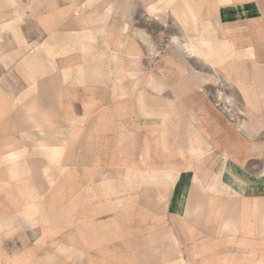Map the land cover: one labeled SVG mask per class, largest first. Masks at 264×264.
Here are the masks:
<instances>
[{
	"label": "crops",
	"instance_id": "crops-1",
	"mask_svg": "<svg viewBox=\"0 0 264 264\" xmlns=\"http://www.w3.org/2000/svg\"><path fill=\"white\" fill-rule=\"evenodd\" d=\"M34 2L0 0V264H264V0Z\"/></svg>",
	"mask_w": 264,
	"mask_h": 264
},
{
	"label": "rangeland",
	"instance_id": "rangeland-1",
	"mask_svg": "<svg viewBox=\"0 0 264 264\" xmlns=\"http://www.w3.org/2000/svg\"><path fill=\"white\" fill-rule=\"evenodd\" d=\"M34 1L35 2H38V0H34ZM35 7H37V5H34V8ZM152 19H153L152 22L155 19H156V21L161 22V27H162V28L159 27V26L158 27H155L156 30H159L157 32L158 34L155 35V39L157 40L158 45H160V47L157 48V51H156V53L154 55H159V54H162L165 50H170L171 46H173V45L176 48V42L175 41L178 38H176V37L174 38V36H175L174 31L175 30H173L174 28H173V26H171V22L169 21V18L167 17V20L162 21V20H160V19H162L161 17H159V16L158 17L153 16ZM171 32L173 33V37H172V33ZM172 43H173V45H172ZM153 66H154V63H151L150 64V63L147 62V64H146V70L147 71L151 70L153 68ZM199 69H201V68H199ZM184 70L185 69H183V71ZM210 82L214 83L213 87L211 85L210 86L207 85V86L204 87L207 90L208 94L210 95V98L212 99V101L219 108H221V110L231 120V122L236 125L237 124L236 119L237 118L243 119L244 118V115L240 111H238L237 109L234 110L233 107H231V104L230 103H227V105H228L227 107L233 109L232 112L230 111L231 114H233V112H234V116H229V114H228L229 112L227 111L228 112L227 113L223 109L222 105H218V102L219 101H217L216 96H215L219 90L222 91V92H224L225 95H226L225 86L222 85V84H220L219 86H217L219 83H217L216 81H210ZM260 135L261 136L264 135V132H262ZM227 258H233V257H227ZM246 264H250V263H246Z\"/></svg>",
	"mask_w": 264,
	"mask_h": 264
},
{
	"label": "bare ground",
	"instance_id": "bare-ground-1",
	"mask_svg": "<svg viewBox=\"0 0 264 264\" xmlns=\"http://www.w3.org/2000/svg\"><path fill=\"white\" fill-rule=\"evenodd\" d=\"M177 41H178V43L180 44V45H182L183 46V48L184 49H186L187 50V52L188 53H191V52H194V53H196V50H195V48H194V46H191V45H193V44H191V43H183L182 41H180L179 39H177ZM221 94V93H220ZM227 98V97H226ZM229 102V101H228ZM227 111L231 114V109L230 110H228L227 109ZM231 111V112H230Z\"/></svg>",
	"mask_w": 264,
	"mask_h": 264
},
{
	"label": "built area",
	"instance_id": "built-area-1",
	"mask_svg": "<svg viewBox=\"0 0 264 264\" xmlns=\"http://www.w3.org/2000/svg\"><path fill=\"white\" fill-rule=\"evenodd\" d=\"M236 122H237V123H239V122H240V119H239V118H237V119H236Z\"/></svg>",
	"mask_w": 264,
	"mask_h": 264
}]
</instances>
